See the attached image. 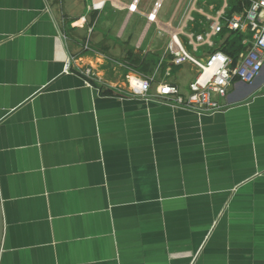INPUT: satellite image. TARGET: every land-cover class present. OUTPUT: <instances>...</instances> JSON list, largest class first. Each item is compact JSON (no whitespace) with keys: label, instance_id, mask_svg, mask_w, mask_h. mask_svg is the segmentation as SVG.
Here are the masks:
<instances>
[{"label":"crops","instance_id":"crops-1","mask_svg":"<svg viewBox=\"0 0 264 264\" xmlns=\"http://www.w3.org/2000/svg\"><path fill=\"white\" fill-rule=\"evenodd\" d=\"M86 1L0 0V264H264V67L214 114L146 100L128 79L155 73L167 35L143 49L121 31L110 58L87 42ZM195 71L164 61L156 78L185 90Z\"/></svg>","mask_w":264,"mask_h":264},{"label":"built area","instance_id":"built-area-1","mask_svg":"<svg viewBox=\"0 0 264 264\" xmlns=\"http://www.w3.org/2000/svg\"><path fill=\"white\" fill-rule=\"evenodd\" d=\"M165 0H156L152 11L148 14V25L156 24L159 33L167 35L164 56L157 70L151 76H143L134 71L128 79L130 89L146 100L168 104L174 108L192 111L198 114H214L223 111L226 106L221 102L229 92L233 81L253 83L264 67V0H233L238 11L230 13V0H220L219 7L211 12L205 11L207 0H193L182 16L177 13L168 21L158 19ZM203 7H196L202 3ZM141 0H132L126 7L121 0H91L88 12L101 13L108 4L115 9L127 10L128 14L138 13ZM181 4V2L179 3ZM99 5V7H97ZM134 6V7H133ZM204 17L202 28L195 30L196 15ZM92 27L89 28L91 32ZM241 36L242 49L233 57L222 49L226 41ZM220 37V42L214 40ZM89 43V38L87 40ZM88 43L85 49H88ZM139 46V45H138ZM201 51L196 56L188 51ZM69 59L65 70L72 69L73 61ZM164 61L174 66L187 63L195 68V75L182 89L175 83L165 79L157 80ZM85 83L91 85L89 79H97L92 67L81 70ZM170 76L168 71L165 77Z\"/></svg>","mask_w":264,"mask_h":264},{"label":"rangeland","instance_id":"rangeland-1","mask_svg":"<svg viewBox=\"0 0 264 264\" xmlns=\"http://www.w3.org/2000/svg\"><path fill=\"white\" fill-rule=\"evenodd\" d=\"M144 1L145 2L150 1L151 4L153 5L155 0H144ZM210 1L215 3V5H216L215 9L220 6L218 3H216V1H213V0H210ZM88 2L90 3L91 0L86 1V3H88ZM191 2H193V0H187L186 1V3L184 4V8L182 10V13L187 9L188 5H190ZM178 4H179V0H165L163 7L161 9V12H160V19L161 20L169 19L172 16L171 14H173V12L176 9ZM200 5H202V4L200 3ZM210 5L211 4H208V6H209L208 11L215 10L214 8H212L213 4L211 6ZM196 7L198 8L200 6H196ZM86 11H87V12H85L86 17L84 16L78 20H80L81 22L85 21V23L87 25H89L88 26L89 41H90V43L92 42L93 46L98 48L99 50H101V49L104 50V47H102L101 44H103L105 46L106 42H107V47H109V50L112 47L114 50H120L118 45L120 47L126 46L125 43L121 42L122 38L128 37L129 33H131V32H133V37H131L132 38L131 43L133 45H136L139 42V40L142 38L141 39L142 43H143V41H145V43L143 45L144 46L143 49H145L147 47L146 45H147L150 37L152 35H154L156 31H158V30H156L155 24L152 25L151 27L147 28V25L149 24V23H147L148 19L146 21L145 18L141 17L138 14H134L128 18V12L127 11L120 12L118 9H114L113 7H111L110 4L108 5V7L103 12V15H101V16L99 15V13H96V15H94L93 13L88 12V9ZM110 15H111V17H110ZM99 17H101V18H99ZM103 17L106 18V20L108 21V23L106 22V24L111 29V34L109 35V37L111 38V39H109L110 42L108 40H105L104 37L98 41H96V39L94 38L95 33L101 27ZM113 17H115V18H113ZM90 27H92V29H93L91 32L89 31ZM121 31L123 32L122 33L123 37L119 38V33ZM78 36L80 38H83V37H81L80 34H78ZM214 40H216L217 42H220L221 38L218 37V38H215ZM94 42L100 43V46H97V45L95 46ZM116 44H117V46H116ZM126 48H127V46H126ZM109 50L107 52L104 50L105 54H107L108 57H110V58L118 59V57L115 55V53H111ZM146 51H149V49ZM188 51L191 52L192 54L196 55V56H201V51L194 52L191 47H188ZM140 53L143 54V52H141V51H140ZM118 56H120V55H118ZM154 58L155 57H153L151 59H154ZM121 59H123V57H120L119 60H121ZM153 61H155V60H153ZM187 64H190V63H187ZM187 64H185L184 66H186ZM136 68H140V69L144 68V70L146 72H151L154 68V65H153V67H152V65H149L146 67L139 66ZM161 70H162V68H161ZM195 70H196V68H195ZM190 75H193V73H190ZM190 75H187V76L190 78Z\"/></svg>","mask_w":264,"mask_h":264},{"label":"trees","instance_id":"trees-1","mask_svg":"<svg viewBox=\"0 0 264 264\" xmlns=\"http://www.w3.org/2000/svg\"><path fill=\"white\" fill-rule=\"evenodd\" d=\"M231 8L229 10L230 13L238 11V8L234 5V1L230 0ZM224 52L235 57L238 55L239 51H241V36H236L232 40H228L225 42L223 48Z\"/></svg>","mask_w":264,"mask_h":264},{"label":"water","instance_id":"water-1","mask_svg":"<svg viewBox=\"0 0 264 264\" xmlns=\"http://www.w3.org/2000/svg\"><path fill=\"white\" fill-rule=\"evenodd\" d=\"M4 231H5L4 212H3L2 199H1V195H0V257H1V252H2Z\"/></svg>","mask_w":264,"mask_h":264},{"label":"snow or ice","instance_id":"snow-or-ice-1","mask_svg":"<svg viewBox=\"0 0 264 264\" xmlns=\"http://www.w3.org/2000/svg\"><path fill=\"white\" fill-rule=\"evenodd\" d=\"M97 7H99V5H97ZM134 7V6H133Z\"/></svg>","mask_w":264,"mask_h":264}]
</instances>
